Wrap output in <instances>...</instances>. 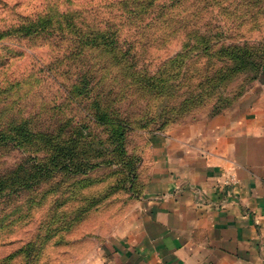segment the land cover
Returning a JSON list of instances; mask_svg holds the SVG:
<instances>
[{
    "label": "trees",
    "instance_id": "1",
    "mask_svg": "<svg viewBox=\"0 0 264 264\" xmlns=\"http://www.w3.org/2000/svg\"><path fill=\"white\" fill-rule=\"evenodd\" d=\"M183 1H109L105 5L106 16L101 18L89 17L86 15L90 13L88 9L71 4L63 7L49 4L41 13L19 16L16 23L0 28V45L6 39L44 42L52 54L48 63L51 68L45 64L41 66L59 93L51 103L53 117L42 122L37 130L32 127L29 117L0 127V145H12L18 137L24 138L23 142H28V137L30 140L36 137L42 155L45 153L39 163L25 161L15 170L6 168L0 172V242L3 245L20 242L9 240L15 235V228L29 222L40 209L55 210L51 221L62 222L56 227L48 223L47 228L42 227L43 234L24 238L20 248L0 258V264H17V259H20L18 264H39L44 244L58 236L63 224L62 218L65 217L62 213L66 211L59 213V209H69L70 212H66L69 221L64 227L71 226L114 191V186H107L105 196L99 200L81 198L82 193H77V190L83 186L79 184L85 182L82 177L99 168L109 167L115 168L114 172L123 182L132 184L138 179L139 158L126 151L130 133L163 129L188 110L208 103L209 98H205L204 92L194 94L187 89V98H180V104H176L178 101L173 102V99L177 86L171 81H199L198 91H205V85L213 91L219 83L210 82L229 81L232 76H226L228 72L232 74L246 65L255 72L263 67L262 44L256 50L240 47L237 53L233 49V53L228 54L221 47L210 52L214 45L211 39L218 34L210 30L205 33L207 23L203 17L201 19L200 9L194 24H190L186 14L176 18L175 8ZM251 7L254 12L250 16L257 20V15L264 11V0H252ZM182 32L184 45L181 51L164 59L154 56V49L168 47ZM218 42L219 39L214 38V43ZM89 52L97 53L96 61H89ZM227 54L233 59V66L226 70L215 66L214 60L219 62ZM158 60V65L151 68ZM109 71H116L113 76L119 81H129L123 87L128 86V90L134 88L135 93L141 95L131 97L129 91L120 97L123 87L104 83L115 81L105 74ZM60 76L72 85H65ZM161 95L169 99L162 107L139 102L143 98L155 102ZM66 101L74 106L73 114L61 117L59 114ZM229 102L218 98L209 115L220 113L229 106ZM24 165L30 168L24 171ZM21 169L23 173H19ZM65 194H68L66 199ZM78 197L81 203L75 205Z\"/></svg>",
    "mask_w": 264,
    "mask_h": 264
},
{
    "label": "crops",
    "instance_id": "2",
    "mask_svg": "<svg viewBox=\"0 0 264 264\" xmlns=\"http://www.w3.org/2000/svg\"><path fill=\"white\" fill-rule=\"evenodd\" d=\"M135 130L140 191L75 264H264V66L229 108Z\"/></svg>",
    "mask_w": 264,
    "mask_h": 264
},
{
    "label": "rangeland",
    "instance_id": "3",
    "mask_svg": "<svg viewBox=\"0 0 264 264\" xmlns=\"http://www.w3.org/2000/svg\"><path fill=\"white\" fill-rule=\"evenodd\" d=\"M0 0V28H3L10 23H16L19 16H30L36 13H41L46 9L49 4H57L59 7L72 5L74 7L88 9L90 13H86L89 17H104L106 16L105 5L109 1L114 0ZM252 0H184L178 7L175 8L176 18L182 15H187L191 23L194 24L198 20L197 12L200 11L201 19L207 23V31H212L217 36L211 39L212 45L210 52L213 49L221 47L224 51L233 53V49L247 47L249 50L252 48L259 49L261 44L264 46V11L262 14L257 15V20H253L252 13L254 10L251 8ZM208 2V3H207ZM203 3H207L204 7ZM253 20V21H252ZM244 21V23H243ZM202 31V28H201ZM222 34V36H220ZM182 33H178L176 38L168 47H161L159 50L154 49V56L157 59H164V57L172 56L173 54L181 51L184 41H182ZM214 38L219 39L218 43H214ZM192 42V38L190 43ZM246 42V44H244ZM185 43H187L185 41ZM189 43V44H190ZM44 45L42 40L32 41H17V40H4L0 45V127L2 125H10L19 122L24 117H29V122L34 129H38L42 125V122L50 121L53 117V112L50 107L54 102V97L59 93L54 89L51 77L46 73L41 66L45 64L48 69L51 66L48 64L51 62L52 54ZM223 55L219 62L214 60L215 66H220L225 70L233 66V59L229 55ZM97 53L89 52L88 59L91 62L96 61L95 56ZM259 62V61H258ZM159 63V60L154 62L151 68H154ZM237 63V61H236ZM260 65V62H259ZM235 71L234 73L228 72L226 76H232L229 81H211L210 84L219 83L218 86L211 91V87L204 86L205 91H198L197 85L199 81H185L179 83V81H171L176 84L177 90L173 99L176 104H180V98L183 100L187 98V89L194 94H200L204 92L206 102L203 105L188 110L183 115L171 124L181 123L183 121H197L196 119L211 113L214 102L220 98L225 101H230L229 106L233 105V99L242 96L249 88L250 83L258 79L262 72L263 67L259 72L251 71L247 67ZM264 66V65H263ZM152 70V69H151ZM216 71V70H215ZM214 71V72H215ZM230 71V70H229ZM195 72V71H194ZM55 73V72H54ZM210 73H212L210 71ZM109 78H113L115 81H104L107 85L111 83L115 87H123L128 85L129 81H119L114 78L116 71H109L105 73ZM108 78V80H109ZM60 79L66 83L65 85L71 86L69 81H66L64 77L60 76ZM62 81V83H63ZM107 88V87H106ZM122 95L129 94L131 97L140 96L141 94L135 93L134 88L128 90L127 87H123ZM69 89V88H67ZM125 91H128L125 93ZM134 92V93H133ZM119 93H121L119 91ZM117 94V93H115ZM145 94H148L147 92ZM118 95V94H117ZM166 95V94H163ZM157 97L158 99L153 102L150 98H143L139 102H147L162 107L169 100L165 96ZM113 96V95H112ZM147 97V95H146ZM236 98V100H237ZM150 99V100H148ZM58 101V99H57ZM56 104V103H55ZM144 104V105H145ZM73 106V105H72ZM72 106L68 101L63 102L61 117H68L71 112ZM74 107V106H73ZM152 109V108H150ZM226 109V108H225ZM30 115V116H29ZM32 117V118H30ZM80 118V116H78ZM84 116L82 115V121ZM86 121V120H85ZM169 126V125H168ZM165 126L163 129H165ZM162 129V130H163ZM96 130V129H95ZM100 131V129L98 130ZM14 135V134H13ZM131 136L129 134L128 138ZM132 140L129 141L131 146L137 136H131ZM28 142H23L24 138L18 137L17 142L12 145H0V172L7 169H16L21 162L29 161L30 164L39 163L42 160L40 142L36 137L32 140L28 137ZM23 142V143H22ZM128 141L126 144L127 150ZM25 166V165H24ZM30 167L25 166L24 171ZM140 168V167H138ZM21 169L19 173H23ZM115 168L102 167L97 169L86 177H82L85 182L80 183L77 193H82L81 198L89 197L94 200H99L107 191V186H114V191L110 196L103 200L99 206L98 203L92 210H90L85 216L77 222H73L71 226L64 227L66 221H69V215L66 212H70L67 208L59 209V213L62 211L65 218H62L63 224L59 230L58 236L52 237L44 244L41 255L39 256V264H75L86 253L89 252L97 244H103L106 241V237L111 234L113 229L120 221L127 215L128 210L137 197L138 191H140L141 183L136 180L134 183L129 184L123 182L120 176L116 174ZM138 174V171H137ZM80 178V179H82ZM89 179V180H88ZM92 184H89V182ZM110 193V192H109ZM68 194L64 195L66 199ZM81 198L75 205L81 203ZM17 202V201H16ZM67 206V205H65ZM55 210H42L35 213L32 219L23 225H18L15 228V235L9 240H20L12 244H1L0 242V258L15 252L23 244L21 243L24 238H34L36 234H43V226L47 228L48 223H52V227L61 225L62 222L51 221L53 212ZM58 213V214H59ZM47 217V218H46ZM44 227V229H45ZM41 231V232H40ZM15 263H20V259H17Z\"/></svg>",
    "mask_w": 264,
    "mask_h": 264
}]
</instances>
